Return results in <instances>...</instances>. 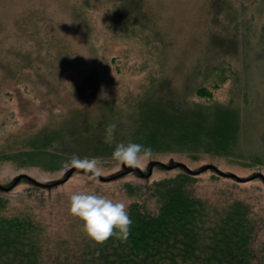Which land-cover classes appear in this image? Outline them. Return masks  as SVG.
<instances>
[{"label":"trees","instance_id":"trees-1","mask_svg":"<svg viewBox=\"0 0 264 264\" xmlns=\"http://www.w3.org/2000/svg\"><path fill=\"white\" fill-rule=\"evenodd\" d=\"M73 1L88 14L86 0ZM131 1L107 3L125 9ZM145 41L151 46V39ZM151 73L135 95L111 88L109 78L93 79L97 99L87 108L63 124L37 129L30 141L0 147V164L21 170L0 183V264H264V240L260 247L258 238L264 228L262 212L234 195L235 189L210 202L198 187L206 173L237 186L258 182L264 187L262 178L249 179L264 175V124L257 122L256 139L250 142L249 101L219 100L220 82H208L206 72L194 69L181 87L162 80L159 71ZM109 122L117 124L111 143L104 139ZM128 140L151 146V157L144 159L147 168L110 159L115 144ZM72 153L99 157V170L114 171L90 177L78 168L69 176L75 167L63 161ZM204 161L208 163L200 168L190 166ZM218 162L255 172L241 178L222 170ZM210 165L246 181L204 170ZM126 167L139 170L124 173ZM32 168L63 172L62 178L41 181L28 173ZM75 176L97 183L99 189L118 184L132 219L125 240L110 236L93 242L69 211L64 228L59 224L50 230L43 217L45 205Z\"/></svg>","mask_w":264,"mask_h":264},{"label":"rangeland","instance_id":"rangeland-1","mask_svg":"<svg viewBox=\"0 0 264 264\" xmlns=\"http://www.w3.org/2000/svg\"><path fill=\"white\" fill-rule=\"evenodd\" d=\"M86 4L87 15L73 0H0V147L30 141L37 129L63 124L87 108L97 99L93 79L109 78L111 88L135 95L151 72L181 87L194 69L206 72L208 82H220L219 100L249 101V141L256 139L257 122L264 124V0H132L125 9L107 0ZM218 163L241 178L255 172ZM16 169L0 164V183L19 174ZM28 173L41 181L63 174L34 168ZM99 187L80 176L60 187L43 211L50 230L64 228L73 192L99 191L125 202L117 183ZM198 187L210 202L235 189L234 195L264 215V187L258 182L237 186L206 173Z\"/></svg>","mask_w":264,"mask_h":264},{"label":"clouds","instance_id":"clouds-1","mask_svg":"<svg viewBox=\"0 0 264 264\" xmlns=\"http://www.w3.org/2000/svg\"><path fill=\"white\" fill-rule=\"evenodd\" d=\"M104 95V94H103ZM117 124L109 122L105 126L106 142L111 143ZM153 149L134 140L118 142L111 152L114 162L135 166L150 158ZM99 157L80 156L72 153L64 165L83 169V175L96 176L99 172ZM69 212L77 217L84 235L93 242H103L107 238L125 240L130 234L132 219L127 206L122 200H115L99 191L80 190L69 197Z\"/></svg>","mask_w":264,"mask_h":264},{"label":"water","instance_id":"water-1","mask_svg":"<svg viewBox=\"0 0 264 264\" xmlns=\"http://www.w3.org/2000/svg\"><path fill=\"white\" fill-rule=\"evenodd\" d=\"M155 162L154 163H152L151 165H150V172L152 171V169H153V167L155 166ZM215 169V170H218L214 165H210V166H207V167H204V170H206V169ZM76 169H78V168H74L71 172H70V174H69V176L76 170ZM134 170H136V171H138L139 170V168H137V167H134V168H131V169H129V168H127L126 167V170H125V172L124 173H128V172H131V171H134ZM219 171V170H218ZM219 172H221V171H219ZM222 173V172H221ZM222 175H224V176H231V177H234V178H236V179H238V180H241V181H246L245 179H241V178H239V177H237V176H235V175H227V174H225V173H222ZM257 177H259V178H262L263 180H264V175L263 174H259V175H256V176H252V177H250L249 179H251V178H257ZM248 179V180H249Z\"/></svg>","mask_w":264,"mask_h":264}]
</instances>
